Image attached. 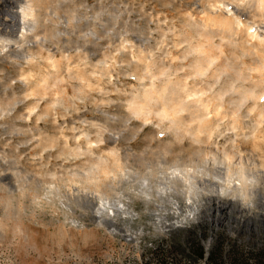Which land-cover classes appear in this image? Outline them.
Returning a JSON list of instances; mask_svg holds the SVG:
<instances>
[{
  "label": "rangeland",
  "instance_id": "1",
  "mask_svg": "<svg viewBox=\"0 0 264 264\" xmlns=\"http://www.w3.org/2000/svg\"><path fill=\"white\" fill-rule=\"evenodd\" d=\"M46 5L30 52L22 42L0 55V264H159L157 248L165 264H264V70L231 55L253 41L205 25L201 0ZM198 42L213 59L202 75ZM50 59L63 78L43 82ZM165 83L190 93L189 110L164 116L175 109L169 93L155 96ZM250 88L257 105L239 101ZM194 109L226 115L210 138ZM223 152L254 177L244 197L217 192ZM173 167L195 172L194 186ZM191 225L216 260L190 262L192 235L167 239Z\"/></svg>",
  "mask_w": 264,
  "mask_h": 264
},
{
  "label": "bare ground",
  "instance_id": "2",
  "mask_svg": "<svg viewBox=\"0 0 264 264\" xmlns=\"http://www.w3.org/2000/svg\"><path fill=\"white\" fill-rule=\"evenodd\" d=\"M51 1L52 0L49 1L47 0V2H51ZM1 2H0L1 3L0 12L3 13H1L2 15L0 17V55H3L4 52L9 51V45L11 44L16 45L24 42V45H26L25 46L26 49L30 47V46L27 47V44H30L32 42H35L37 44V41L40 40V36H38L39 15L37 11H39V9L40 11L41 10L45 11L44 9L47 2L45 0H19L18 4L16 0H2ZM201 2H202V7H200V10H198L197 12L199 14H202L203 17L202 20L205 25H208L210 27L221 28L224 32L229 33L230 37H236L242 35V36H246L248 40L253 41V43L250 45L251 47H243V48L235 47L231 51V55H234L235 58H241V59L247 58V61L254 65V68L252 69L258 70L259 72L264 70V52H263L264 0H201ZM48 4L46 5L47 8L49 7ZM240 6H243L244 8L239 9L238 7ZM3 15L9 18L8 19L3 18L2 17ZM199 37H204L205 39L207 38L205 35H200V34ZM20 45L22 44H19V46ZM198 49L200 51L197 53L199 54L197 57L202 56L203 59L197 58L195 59L193 64L197 66L195 72L199 75H202L204 74V71L207 69V67L210 65L213 59L211 58L212 56L211 49L204 48L202 42H198L196 44L195 50ZM29 50L27 51L28 53L30 52ZM10 51H12V49ZM23 58L26 59V62L27 61L31 62V60H33L31 54H25L23 55ZM247 61H242L241 64H243L245 67L247 66L246 63ZM48 62H50L49 64L51 65L52 69L47 70L46 74H43L41 76L42 81L47 82L50 79L56 80L57 78H63L61 64L59 63V61L56 59H50ZM251 64L248 66L249 69H251L250 68ZM66 70L70 71V69L67 67ZM26 77L28 76L25 75V78ZM140 79L142 78H139L138 81H140ZM139 85L145 87L144 83L139 82ZM255 86L256 85H254V87ZM165 92L170 94L172 101L170 103H172L173 106H175V109L177 110L174 109L169 114L168 113L169 109L166 111L165 108H163V112L162 111L161 112L164 114V116H169L172 114L175 117L178 114V112L189 110V108L191 107V105H188L186 104V102H184V99L188 97L190 93L182 94L177 89H175V86L172 83H165V85L161 87L160 91L159 90L156 91L155 96L156 97L158 96L159 98H164L166 97ZM260 96H261L260 93H257L254 91L253 88H250L246 91L244 90L243 92L241 91L239 92V101L244 102L247 99H253L254 105H257L256 102L260 98ZM149 101L150 100L148 98L145 99V102L149 103ZM254 109H255L254 106H252L249 112L253 111ZM203 113L204 111L200 112L198 111V109H194L193 111H191L190 121H195L197 126L195 130L201 133L204 132L206 134L205 135L206 138H208L209 135L211 136L213 132V127L218 126L215 123L222 120L226 115L225 116L220 115L222 116L220 117L218 116L217 113V115L215 116H218V118L220 119H217L216 122H213L211 121V119L210 121L209 119H205L204 117L205 114L207 113L205 114ZM234 113L235 111H232V115ZM262 118H264V114L261 111H257L256 120H255L257 126H259L262 123ZM147 119L148 118H145L144 120ZM233 123H234L233 128H236V126L238 125L241 129H243L241 122H239L238 120H234ZM258 132L259 133H256L257 135L255 136L258 137L259 135L258 137L259 139L260 136L263 137V135H260L261 134L260 131ZM204 140L207 139H203L200 142H204ZM233 157H234L233 153L223 152L222 158H220L221 159L220 162L224 164V167L222 170L223 172L220 173L218 176L219 181L221 182L222 185L219 188L217 187L218 188L217 192L221 194H225L226 192L231 193L235 190H238L237 193L244 197L245 192L243 191V189L253 181L254 177L247 172V166L243 163V161H241L242 159H240L238 163L234 164L232 162ZM94 163H95L94 164L95 167L92 164V166H90L92 168L91 169L90 167L88 168L91 176L92 175L94 176V174H96L91 172L96 169L98 170L101 162L99 160L98 161L96 160V162ZM103 164H105V160ZM106 165L104 167L109 168L108 167L109 165L107 167ZM259 166L262 169H264V163L262 164L260 163ZM105 168H102V170H104ZM97 172L99 173V170ZM100 172L105 173V171H100ZM262 173L264 174V172ZM171 174L174 175L175 177L180 176L181 178H186L185 180L194 186V183L191 182L192 179H194L193 177L194 175L192 176L191 174H195V172H191V174L189 172L187 174V171L185 173L184 170L179 169L178 167L177 168L173 167L171 169Z\"/></svg>",
  "mask_w": 264,
  "mask_h": 264
},
{
  "label": "trees",
  "instance_id": "3",
  "mask_svg": "<svg viewBox=\"0 0 264 264\" xmlns=\"http://www.w3.org/2000/svg\"><path fill=\"white\" fill-rule=\"evenodd\" d=\"M197 229H198V225H191L187 228H177V229H173L169 232V234L167 235V239L168 240H173L176 239L177 237H180L182 234H188V235H192L193 237V241L190 244V254L188 255V258L190 259V262H197L199 260L205 259L206 261H213L216 260L213 256V254L209 253L208 256H205V251L203 246L200 243V240L197 239ZM161 250L160 248L156 249V254L157 253H161V257L159 258V264H165V258H166V253ZM181 251V250H180ZM181 253H183L181 251ZM158 256V254H157ZM216 258L217 259H221L222 255L221 252H217L216 254ZM216 264V263H213Z\"/></svg>",
  "mask_w": 264,
  "mask_h": 264
}]
</instances>
